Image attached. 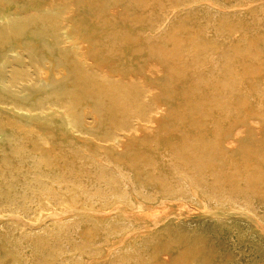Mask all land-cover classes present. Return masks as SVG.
Returning a JSON list of instances; mask_svg holds the SVG:
<instances>
[{
  "label": "rangeland",
  "instance_id": "rangeland-1",
  "mask_svg": "<svg viewBox=\"0 0 264 264\" xmlns=\"http://www.w3.org/2000/svg\"><path fill=\"white\" fill-rule=\"evenodd\" d=\"M105 1L106 0H102V1L101 0H91L92 2L91 12L92 13L90 12V16L93 17L92 18L93 21L91 23L93 24L92 28H96L98 31L100 30L99 33L101 34L103 33L102 35L100 34V36H101L102 44H103V52H104L108 65H110L111 63L112 65H116L121 73L122 72L128 73V72L134 71V72L143 74L145 67L148 64L154 63L153 60L158 58L156 62H158L159 60L165 61V62H161L160 64H162L166 72L167 71L169 72L170 70L179 71L180 69L181 83L179 84L180 89H178V91L180 90V92L177 91L175 95H172V97L170 98L171 100L169 99L170 101L167 102V108L169 110L167 115L169 116H167L168 118L165 116V118L163 119L164 121H162L160 124V128L157 129L160 132L156 130H155V133H154V130L147 131V133L145 132L144 140L143 138H139L138 140L132 141L131 146L126 153L118 154L117 146H116L117 143L115 139L121 138L124 135L123 131H121V129L119 128L121 127L124 128L127 125H129L130 127H137L136 125L137 119L136 117H131L132 115L131 111L130 109H128L130 108V105H131L130 100H133V99L140 100L142 98L144 99L147 98V94L146 92H144V87L142 83H141L142 87H140L141 85L137 83L135 80L133 85H131L130 89L128 90L120 86L119 90L121 94L119 95V106L115 107L112 104V92L110 90L111 85L106 82H103L100 79V75L98 72L90 71V68L88 67V65H90L89 63H83V60L81 59L79 60V57H74L71 54L72 52H71L70 46L66 43V40L63 37H60L58 35L51 33L49 27H50L51 22H54L53 21L54 17L52 16L39 17V18H36L33 22L32 21L28 22L26 24V28L23 31L24 37L31 38L32 41L34 42L35 47H37L39 51L41 50L40 52L44 54L46 57L53 58L67 65V73L65 74L64 78H59L58 80L54 77L50 78V86L48 87L49 89L34 88L35 90L34 89L29 90V93L31 94L30 104L36 105L40 108L42 107L43 109L45 108L52 109L53 108L51 107L52 104H57L59 106L63 104L70 105L71 104L70 99L72 100L80 99L83 102V104H88L89 102H94V100H96L98 97H105V100L109 107L106 112V115L103 116L102 119H100L98 129L87 132L85 130V127H83L82 125H79V127L75 126V130L77 131L76 134L79 136H83L85 139L83 141L80 138L77 139L75 137L76 135L71 136L68 133L61 132L56 127H53L54 129L51 128V129L43 130L41 127L36 126V123L34 125L33 124L34 121L29 120V123H28L27 119L19 116L20 113L15 112V111H13L12 113L11 111L14 106H21L22 103H23L22 106H24V102L22 101L20 97L16 98L12 92L3 91L2 89H0V97H1L0 98V113L2 114V116L0 115V126H1L0 130L2 129L0 131V135H1L0 136V143H1L0 144V149H1L0 150V165L2 164L0 166L1 167L0 171L1 172L4 171L2 173L0 172V180H1L0 181L1 182L0 183V210H1L0 211V243H1L0 246H2L0 247V250L2 248H3L2 250H4L3 252L0 251V255H1L0 264H5V263L6 264H77L78 261H79L78 264H126V263L127 264H146V263L148 264H165V263L166 264H264V191H262L264 189L263 187L264 177H262L264 176V170H263L264 169V154H263L264 150H262L264 149V92H263L264 91V83H263V79H264V72H263L264 71V51H263L264 50V46H263L264 45V0H123V1L113 0V1H116L118 5L121 4L122 8H126V9L122 10L121 5H119V9L122 10L121 14H119L118 17H111V18L110 16H108L106 11H102L104 10L102 6L104 5ZM12 2L6 5L7 6L6 8L8 9V11L11 10V8L14 6L15 3L19 7L22 6L21 7L22 9L25 8V5H26L25 0H12ZM123 3L126 6L123 5ZM136 6L138 9L136 8ZM129 8H132V9H129ZM123 14L125 16H123ZM141 15L144 17H142ZM125 17H127V19H125ZM133 17L136 23L134 20H132ZM114 20L116 21V23ZM139 22H141L142 24H140ZM184 24H185V27H184ZM0 25L2 26V24ZM186 27L189 28L188 34H187ZM119 30H121V32ZM178 30H180V33L178 32ZM164 31L166 33H164ZM181 32H184V33L186 32L185 33L186 35H184V33H181ZM104 34L106 36H104ZM131 34H134V35H131ZM164 34H166L165 37H163ZM113 35H116V36H113ZM122 35L124 38L122 37ZM167 35L168 36L170 35V36L168 37ZM176 35L178 38L176 37ZM185 37H189V38H185ZM180 38H182V40H180ZM173 40L174 42H172ZM184 40H185V43L183 42ZM207 41L208 43H211L212 41L214 43V44L211 43L212 46L208 49L206 47H209L210 44L206 43ZM111 42L113 44H111ZM175 42L177 44H175ZM216 43L219 45H217ZM7 44L9 45L8 40L5 41L2 47L8 48L9 46ZM164 44H166V47H164L165 46ZM200 44H202L204 48H202ZM121 45L123 46V48ZM196 46L199 49H197ZM132 47H135L136 49L134 48L135 49L134 50ZM191 47L193 48L191 49ZM261 47L263 49H261ZM43 48L45 49L43 50ZM159 48H161L160 52H158ZM218 48H220V50ZM224 49H226V51ZM171 50L172 51L179 50L178 52H179L180 57L172 58ZM162 51L165 52L163 53L165 58H163L164 56L161 54ZM224 51H225V54L223 53ZM213 52H215L214 53L215 56L217 54L221 56L218 57L217 55L215 57L212 54ZM254 53L256 54L254 55ZM157 54L159 57L157 56ZM170 54L171 56H169ZM200 54H202L203 56L202 55L200 56ZM257 55H259L260 57ZM170 57L173 60L172 62L174 61L176 62L172 63L170 60L171 59ZM244 57L246 58L244 59ZM72 58L74 59V62L72 61ZM144 59L146 61H144ZM148 59H149V63H148ZM139 60H142V61L139 62ZM243 61H245V63L250 64L251 66L250 65L248 66V64L244 65L245 63H243ZM185 62H187V65ZM219 62L221 63L219 64ZM139 63L140 65H138ZM252 63H254L255 65H253ZM130 64L132 66H129ZM230 64H231V67H230ZM77 65H80V66L83 65V66L78 67ZM193 66L194 67L196 66V68H194ZM198 67H200L199 71H198ZM236 68L239 69V71L236 70ZM0 71H1L0 80L1 79L14 80V77L15 79L19 78L13 81V84H14L13 86H15L14 88H17L15 90L21 91L25 86L29 84V82L27 83V81H29L28 74H30V71H31L30 68H26L25 72H23L24 67L20 64V65H17V70L15 71L11 67H8L7 69L5 68L4 70L0 69ZM4 71L8 73V76H7V73H5ZM209 71L211 73L208 74ZM17 72H20V73H17ZM242 72L244 74L245 73H248V74L244 75ZM192 73L193 74L195 73V74L193 75ZM212 73L214 76L212 75ZM249 73L252 74L251 77L249 76L250 75ZM203 74L205 78L203 77ZM241 74H243L242 75L243 77H241ZM87 75H90V76H87ZM259 75L261 77H259ZM244 76H247V78L245 77L247 81L244 79ZM252 76L253 77L255 76V77L253 78ZM96 78L97 79L99 78V79L97 80ZM197 78L198 80H196ZM240 78L241 79L243 78V79L241 80ZM193 79L196 81H193ZM203 79L204 81H202ZM238 79L240 80V83ZM148 81L151 84L158 86V83L155 81L154 82L151 81L150 78L148 79ZM256 82L260 85L263 84L262 87L258 85ZM254 84L255 85L257 84L256 85L257 87ZM20 85L22 88L20 87ZM107 87H108V90H107ZM94 88L96 90L99 89V91H95ZM196 88L199 91H197ZM235 88H239V89L241 88L240 91L246 94L247 97L250 98L251 100L249 99L248 103H243L244 101H239L238 103L234 102L236 104L229 105L227 101V97L229 96L230 91ZM251 88L254 93L251 91ZM204 93L208 97L210 95L211 96L213 95L215 99L213 98V96L212 97L210 96L209 99L207 96L206 97L202 96ZM183 101H185L186 105L184 104ZM187 104H189L190 107ZM25 105H26L25 107H27V104ZM112 105L115 108L112 107ZM192 105L193 106L195 105V106L191 107ZM236 105L238 106L237 107L238 110L236 109ZM220 106H223V107L219 108ZM248 106H250L249 107V110L251 111L250 113L254 111V113H252L253 115L248 113V115H250V117H248L249 119L247 121H244L245 123L239 121L237 125H235V127H243V129L244 128L247 129V126L250 124L251 121L253 122L258 121V123L262 125V134L260 135V139L257 141L253 140L254 141L253 143L252 139L248 138V135H244V137L240 141L241 147L238 148L236 153L228 151L226 149L227 147H225V145L223 144L218 145L219 148H217V144H216L217 140L215 141L217 137L215 136H217L216 134L218 133L219 128L223 127L224 125L223 128L227 129L229 127L230 122H233V119H237L235 116L237 115L236 112L238 111L242 112L243 111L242 107H248ZM202 107H205V109L204 108L202 109ZM207 107H211V108L209 109ZM5 108H6V111H4ZM28 108L26 109L29 111ZM172 108L174 109L172 110ZM193 108H195L194 111H193ZM189 110L191 112H189ZM227 110L228 111L231 110V111H229L228 113ZM128 113L130 114V116ZM205 113L209 114L210 118H208L209 115L207 116ZM216 113L219 115H217ZM4 114L6 115V117ZM170 114H171V117L173 115L172 118L170 117ZM183 114H186V115H183ZM194 115L202 116L203 118L200 117L197 120L194 117ZM10 117L12 119H10ZM17 118H19L21 121ZM176 118L178 121L176 120ZM15 119H17V121H15ZM179 119L180 120L183 119V120L180 121ZM219 119H221L224 122L220 121ZM9 120H12V121H9ZM5 121L7 122V125ZM23 121H25V123ZM202 121H204V123H202ZM211 121L212 123L209 124L208 122H211ZM248 121L250 122L248 123ZM123 122H124V125H123ZM217 123L219 124L220 127H218ZM13 124H16V125H13ZM170 124H172L173 126H171ZM118 125H119V128H118ZM180 125L182 126L180 127ZM10 126H12L13 128ZM28 126H29V129H28ZM186 127H188L189 130ZM26 129H28V131L30 129L33 131L30 130L31 132L30 131L28 132ZM57 129L58 131H56ZM3 130L4 132H2ZM22 130L24 132H21ZM52 130H54L55 132L54 134L52 133L53 132ZM215 131H217V133ZM25 132L28 135H26ZM168 132L169 133L171 132L172 134H169ZM45 133L48 134V137H46ZM35 134L36 135L40 134L41 137L39 135L35 136ZM25 136L27 137L23 138ZM39 137L41 139H39ZM90 137H93L94 141H91ZM15 138L18 140V142ZM33 140H34V148H33V145H31L33 143ZM24 141L25 143L23 144ZM103 141H106V142H103ZM19 142L23 145L21 146ZM192 142L195 144H193ZM198 142L200 144H198ZM112 143H114L115 145L114 144L112 145ZM176 143L178 145H176ZM82 144H86V145L83 146ZM90 144H91V148H90ZM186 144L189 145L190 148ZM202 144L204 146L207 145L206 146L207 149H204L203 148L204 146ZM35 145L36 146L40 145V147H42V149L40 150L42 151L37 149V147L39 148V146L36 147ZM92 145L94 147H92ZM105 145H106V148H104ZM110 145H112L111 146L112 148L109 147ZM143 145L145 148L143 147ZM151 145H154V146L151 147ZM86 147H88L89 149H87ZM201 147L202 149H200ZM119 148H120V145H119ZM132 148L136 150H133ZM195 148L197 149V151ZM213 148H214V151H213ZM94 149H96V151L98 149L97 153L94 152L95 151ZM31 150L33 153L31 152ZM113 150L114 152H112ZM208 150H210L211 153H209ZM37 151L39 152L37 153ZM46 151H48V153ZM141 151L143 152V154L139 155V152ZM252 151L253 153H251ZM128 152L130 153V157L126 155V154L129 155ZM207 152L209 154H207ZM219 152H221L222 154L221 153L219 154ZM114 153H115V156H114ZM41 154H43V158H41L42 157ZM124 155H126V157ZM205 155H208V156H205ZM221 155H223L224 157L223 156L221 157ZM121 156H123V158ZM141 156H143L144 158ZM149 156L150 158H148ZM211 157H213L214 159ZM255 157H258V158H255ZM131 158L137 162H135L134 160H131ZM172 158L174 161L172 160ZM222 158H224L225 160L224 159L222 160ZM119 159H120V162L123 164L122 168H121V164H119L120 163ZM145 159H146V162H145ZM202 159H205V161L207 160L206 162L204 161V163L207 165H205L204 163L202 164ZM228 159H229V162H230V159H232L230 164H227ZM247 159H252V162L251 160H248V162H246ZM26 160L27 162H25ZM59 160L60 161L62 160L61 163H59L60 162ZM213 160L214 162H212ZM4 161H6V163ZM49 161L50 163H48ZM115 161H117L118 163ZM133 161H134V164H133ZM243 161L245 163H243ZM18 162H21V163L18 164ZM207 162H209V165ZM31 163L33 164V166ZM114 163H116L115 165H118V166H115ZM214 163L217 165H215ZM250 163L253 165H251ZM256 163L261 164V165H257ZM4 164L6 165V168L3 167L5 166ZM50 164H52L53 167ZM55 165H57V168H54L56 167ZM112 165L117 167L116 168L117 171L114 169L115 167H113ZM253 166H254V170H252ZM7 167L14 168L15 170L11 168L8 169ZM34 167L36 169H34ZM26 169L28 170L26 171ZM201 170H204L205 172L201 173ZM144 171L146 172L145 175L143 173ZM141 173L143 174V176L139 175ZM5 174H8V175H5ZM114 174H115V177H114ZM68 175H70V177ZM9 176H12V177H9ZM38 176H39V180H38ZM141 176L145 178L143 179ZM253 177L255 178V180L253 179ZM7 178H9V180ZM27 180H29V182ZM134 180L136 182H134ZM38 181L41 184H38ZM82 181H85V183ZM118 181H120L119 184H118ZM132 181L134 183H132ZM8 182L10 185L8 184ZM64 182L65 183L67 182L66 183L67 186L63 185L65 184ZM137 182L138 183L140 182V183L137 184ZM71 184L76 190L72 187ZM42 185L43 187H41ZM61 185H63L62 186L63 188H60ZM153 185H156V186H153ZM48 186L49 187L51 186V187L49 188ZM13 187H15L16 189ZM120 187H121V190H120ZM150 188L152 190L155 189L154 192L151 191ZM78 189H79V192L77 191ZM44 190L46 191V193ZM161 190L163 193L161 192ZM236 191H238V193ZM41 192L43 193L41 194ZM134 192H135V195H134ZM141 192H144L145 194ZM149 192L151 194H149ZM159 192L161 195L159 194ZM235 192L237 194H235ZM47 193L48 194L50 193L49 194L50 197ZM90 193L92 194L91 196H93L92 198L90 196ZM46 194L48 195V197L46 196ZM85 194L86 196H84ZM136 194H138V196ZM33 195H36L35 198ZM162 195L165 197H163ZM52 197H53V201H52ZM55 197L57 198L59 197V198L57 199ZM110 197L113 199L111 200ZM183 197H185L186 200ZM4 198H9V199L3 200ZM44 198H46L48 202ZM105 198H107L108 200ZM250 198L251 199L253 198V199L251 200ZM92 199L94 200L93 202H92ZM237 199L238 200L240 199V200L238 201ZM2 200H3V203H2ZM114 202H117V203H114ZM260 202H261V206H260ZM102 203H104L105 205H103ZM109 203L111 205H109ZM237 203L238 205H240V207L237 206ZM27 204L28 206H26ZM36 204L38 205V207L35 206ZM7 205H9L8 207L9 209L7 208ZM21 206L24 207L23 211L20 210L22 209ZM248 206L250 210L248 209ZM259 207L261 209H259ZM24 209L26 210V213H24L25 212ZM21 211L23 214L20 213ZM96 236H99L100 238ZM12 238L14 240H12ZM93 240H96V241L94 242ZM93 246L94 248L92 249ZM58 247L59 248L61 247V248L59 249ZM14 248L17 250V252ZM56 252H58V254ZM59 252L62 256H60ZM134 254L135 255L139 254V255L135 256ZM11 255L13 258L11 257ZM168 256L169 258H167ZM11 259H13V261ZM68 261H70L71 263L70 262L68 263Z\"/></svg>",
  "mask_w": 264,
  "mask_h": 264
},
{
  "label": "bare ground",
  "instance_id": "bare-ground-1",
  "mask_svg": "<svg viewBox=\"0 0 264 264\" xmlns=\"http://www.w3.org/2000/svg\"><path fill=\"white\" fill-rule=\"evenodd\" d=\"M102 1V0H101ZM123 1V0H122ZM12 2V0H0V22H2V23H0V24H2V26L0 25V47H2L3 45H4V43H5V41L6 40H8L9 41V47L7 48V47H2V48H0V69L1 70H4L5 68L7 69L8 67H11L12 69H14V71L15 70H17V65H22L23 67H24V71L23 72H25V70H26V68H30L31 69V71H30V74H28V80L29 81H27V83L29 82V86L27 85V86H25L21 91H19V90H15V89H17V88H14L15 86H13L14 84H13V81H15V80H17V79H19V78H17V79H15V77H14V80H11V79H9V80H3V79H1L0 80V89H2L3 91H10V92H12L14 95H15V97L17 98V97H20L21 99H22V101L24 102V106H22V104H21V106H14L13 108H12V113H13V111H15V112H18V113H20L19 114V116L20 117H23V118H25V119H27L28 120V123H29V120L30 121H34V125H35V123H36V126H38V127H41L43 130L44 129H51V128H53V127H56V128H58L61 132H63V133H68V134H70L71 136H73V135H76L75 137L77 138V139H82L83 141L85 140L84 139V137L83 136H79V135H77L76 133H77V131L75 130V126H78L79 127V125H82L83 127H85V130L87 131V132H90V131H93V130H96V129H98V126H99V121H100V119H102L103 118V116H105L106 115V112H107V110H108V105H107V102H106V100H105V97H98L96 100H94V102H89L88 104H83V102L80 100V99H76V100H72V99H70V105H66V104H63V105H61V106H59V105H57V104H52L51 105V107H53L52 109L51 108H45V109H43L42 107L40 108V107H38V106H36V105H32V104H30V102H31V94L29 93V90L30 89H34V88H36V89H41V88H47V89H49L48 87L50 86V78L51 77H54V78H56L57 80L59 79V78H64V76H65V74L67 73V65L65 64V63H63V62H60V61H57V60H55V59H53V58H49V57H46L44 54H42L39 50H38V48L37 47H35V45H34V42L32 41V39L31 38H29V37H24V34H23V31H24V29L26 28V24L28 23V22H33L36 18H39V17H50V16H52V17H54V22H51V24H50V31H51V33H53V34H55V35H58V36H60V37H63L65 40H66V43L70 46V48H71V54L74 56V57H79V60L81 59V60H83V63H89L90 65H88V67L90 68V71H94V72H98L99 73V75H100V79L103 81V82H106V83H108V84H110L111 85V88H110V90H111V92H112V104L115 106V107H118L119 106V95L121 94V92H120V90H119V87L120 86H122L124 89H130V86L131 85H133V83L135 82V80H136V82L137 83H139L140 85H141V83H142V85H143V87H144V92H146V94H147V98H142V99H140V100H135V99H133V100H130L131 101V105H130V108H128V109H130V111H131V117H136V119H137V127H130L129 125H127V126H125L124 128L123 127H121V128H119V125H118V128L119 129H121V131H123V137H121V138H118V139H115L116 140V143H117V153L119 154H124V153H126L127 151H128V149L130 148V146H131V142L132 141H135V140H138L139 138H143V140H144V133L146 132L147 133V131H150V130H154V133H155V130L156 131H159V130H157V129H159L160 128V124H161V122L162 121H164L163 119L165 118V116L167 117V116H169V115H167L168 114V108H167V102L168 101H170L171 99V97H172V95H175L176 93H177V91H178V89H180L179 88V84L181 83V73H180V69H179V71H176L175 69V71H165V68L162 66V64H160L161 62H165V61H163V60H159L158 62H156V60L158 59H155L154 57V59L155 60H153L154 61V63H152V64H148L146 67H145V69H144V71H143V74H140V73H138V72H128V73H121L120 72V70L117 68V66L116 65H112V63L110 64V65H108V63H107V60H106V58H105V55H104V52H103V44H102V39H101V36H100V34L101 33H99V31L96 29V28H92V25L93 24H91L92 23V21H93V17H91L90 16V12H91V5H92V2H91V0H25V3H26V5H25V8L24 9H22L21 7H19L16 3L14 4V6L11 8V10H9L8 11V9L6 8L7 6V4H9V3H11ZM13 3V2H12ZM102 3H104V2H102ZM101 4V3H100ZM132 4V3H131ZM119 5H121V4H119ZM119 5L117 4V2L116 1H113V0H106L105 1V3H104V5L102 6L103 7V9L104 10H102V11H106L107 12V14H108V16H110V18L111 17H118L119 16V14H121V11L123 10V9H126V8H122V5H121V8H122V10L121 9H119ZM123 5H125L124 3H123ZM134 5V4H133ZM132 5V6H133ZM139 5H141V4H139ZM8 6H10V5H8ZM126 6V5H125ZM135 6V5H134ZM138 6V5H137ZM137 6H136V8H137ZM98 7V6H97ZM100 7V6H99ZM129 7V6H128ZM93 8H95V7H93ZM135 8V7H134ZM135 8V9H136ZM96 9H98V8H96ZM95 9V10H96ZM129 9H132V8H129ZM138 9V8H137ZM127 11V10H126ZM151 11H153V10H151ZM150 11V12H151ZM96 12V11H95ZM98 12V11H97ZM125 12V11H124ZM129 12V11H128ZM127 12V13H128ZM135 12V11H134ZM133 12V13H134ZM137 12V11H136ZM92 13V12H91ZM102 13V12H101ZM131 13V12H130ZM149 13V12H148ZM154 13V12H153ZM93 14H94V12H93ZM135 14V13H134ZM138 14V13H137ZM139 14H140V12H139ZM155 15V14H154ZM95 16V15H94ZM121 16V15H120ZM123 16H125L124 14H123ZM131 16H132V14H131ZM134 16V15H133ZM142 16V15H141ZM98 17H99V15H98ZM101 17V16H100ZM107 17V16H106ZM136 17V16H135ZM142 17H144V16H142ZM149 17V16H148ZM147 17V18H148ZM154 17V16H153ZM102 18V17H101ZM119 19V18H118ZM125 19H127V17H125ZM136 19V18H135ZM137 19H138V17H137ZM96 20V19H95ZM103 20V19H102ZM105 20V19H104ZM120 20V19H119ZM129 20V19H128ZM132 20H134V17H133V19ZM148 20V19H147ZM154 20V19H153ZM113 21V20H112ZM115 21V20H114ZM135 21V20H134ZM142 21V20H141ZM149 21H150V19H149ZM39 22V21H38ZM105 22V21H104ZM120 22V21H119ZM131 22V21H130ZM103 23V22H102ZM113 23V22H112ZM115 23H116V21H115ZM135 23H136V21H135ZM140 24H142L141 22H139ZM144 23V22H143ZM147 23V22H146ZM160 23V22H159ZM101 24V23H100ZM114 24V23H113ZM127 24V23H126ZM126 24H125V26H126ZM128 24H129V22H128ZM158 24V23H157ZM106 25V24H105ZM132 25V24H131ZM131 25H129V26H131ZM135 25V24H134ZM156 25V24H155ZM159 25V24H158ZM179 25V24H178ZM97 26V25H96ZM121 26V25H120ZM186 26H187V24H186ZM98 27V26H97ZM124 27V26H123ZM139 27H141V26H139ZM178 27V26H177ZM176 27V28H177ZM181 27V26H180ZM184 27H185V24H184ZM184 27H183V29H184ZM190 27V26H189ZM117 28V27H116ZM131 28V27H130ZM154 28V27H153ZM170 28H172V27H170ZM187 28V27H186ZM104 29V28H103ZM179 29V28H178ZM181 29V28H180ZM33 30V29H32ZM134 30V29H133ZM175 30V29H174ZM189 30V28H187V34H188V31ZM190 30H192V29H190ZM49 31V30H48ZM102 31H104V30H102ZM120 32H121V30H119ZM176 31V30H175ZM194 31V30H193ZM192 31V32H193ZM115 32V31H114ZM133 32V31H132ZM178 32L180 33V30H178ZM122 33H124V32H122ZM139 33V32H138ZM164 33H166L165 31H164ZM175 33V32H174ZM181 33H184V32H181ZM186 33V32H185ZM184 33V35H186ZM191 33V32H190ZM195 33V32H194ZM103 34V33H102ZM101 34V35H102ZM106 34H108V33H106ZM115 34H117V33H115ZM136 34V33H135ZM130 35V34H129ZM131 35H134V34H131ZM165 35L166 34H164V36L163 37H165ZM178 35V34H177ZM177 35H176V37H177ZM183 35V34H182ZM183 35V36H184ZM104 36H106L105 34H104ZM113 36H116V35H113ZM112 36V37H113ZM168 36V35H167ZM170 36V35H169ZM168 36V37H169ZM174 36V35H173ZM181 36V35H180ZM188 36V35H187ZM194 36V35H193ZM107 37H109V36H107ZM111 37V38H112ZM122 37H123V35H122ZM162 37V36H161ZM116 38V37H115ZM119 38H120V36H119ZM124 38V37H123ZM172 38V37H171ZM175 38V37H174ZM178 38V37H177ZM185 38H189V37H185ZM208 38H210V37H208ZM213 38H214V36H213ZM217 38V37H216ZM129 39V38H128ZM184 39V38H183ZM200 39V38H199ZM205 39V38H204ZM64 40V41H65ZM136 40H137V38H136ZM159 40V39H158ZM178 40V39H177ZM180 40H182V38H180ZM208 40V39H207ZM213 40V39H212ZM218 40V39H217ZM42 41H43V39H42ZM106 41H108V40H106ZM111 41V40H110ZM168 41H169V39H168ZM170 41H171V39H170ZM189 41H190V39H189ZM197 41V40H196ZM201 41V40H200ZM40 42V41H39ZM116 42V41H115ZM172 42H174V40L172 41ZM179 42V41H178ZM184 43H185V40L183 41ZM121 43H123V42H121ZM151 43V42H150ZM157 43V42H156ZM180 43H181V41H180ZM188 43V42H187ZM192 43H193V41H192ZM206 43H208V41L206 42ZM211 43H213V41L211 42ZM211 43H208V44H210L209 45V47H206L207 49L208 48H210L212 45H211ZM219 43V42H218ZM44 44V43H43ZM111 44H113L112 42H111ZM114 44H116V43H114ZM134 44H135V42H134ZM153 44V43H152ZM161 44V43H160ZM169 44V43H168ZM175 44H177L176 42H175ZM190 44V43H189ZM204 44V43H203ZM214 44V43H213ZM217 44V43H216ZM50 45V44H49ZM155 45V44H154ZM165 46L164 47H166V44H164ZM174 45V44H173ZM179 45V44H178ZM177 45V46H178ZM182 45H183V43H182ZM195 45V44H194ZM201 46H202V44H200ZM217 45H219V44H217ZM65 46V45H64ZM122 46V45H121ZM123 46H124V44H123ZM123 46H122V48H123ZM137 46H139V45H137ZM161 46V45H160ZM168 46V45H167ZM176 46V45H175ZM181 46V45H180ZM198 46V45H197ZM196 46V47H197ZM207 46V45H206ZM264 46V45H263ZM44 47V46H43ZM119 47V46H118ZM149 47V46H148ZM158 47V46H157ZM156 47V48H157ZM182 47V46H181ZM185 47V46H184ZM214 47H216V46H214ZM220 47V46H219ZM227 47V46H226ZM53 48H54V46H53ZM107 48V47H106ZM133 49L135 48V47H132ZM151 48V47H150ZM162 48H163V46H162ZM188 48H190V47H188ZM193 47H191V49H192ZM202 48H204L203 46H202ZM258 48H260V47H258ZM45 48H43V50H44ZM105 49V48H104ZM110 49V48H109ZM136 49V48H135ZM134 49V50H135ZM143 49V48H142ZM160 49L161 48H159V51L158 52H160ZM172 49V48H171ZM197 49H199L198 47H197ZM219 50H220V48H218ZM255 49H256V47H255ZM261 49H263L262 47H261ZM260 49V50H261ZM49 50H51V49H49ZM48 50V51H49ZM106 50V49H105ZM118 50V49H117ZM123 50V49H122ZM148 50H149V48H148ZM169 50V49H168ZM167 50V51H168ZM183 50V49H182ZM186 50H187V48H186ZM206 50V49H205ZM225 51H226V49H224ZM234 50V49H233ZM232 50V51H233ZM253 50V49H252ZM46 51H47V49H46ZM63 51H65V50H63ZM152 51H153V49H152ZM179 50H171V52H172V58L174 57H180V55H179V52H178ZM184 51H185V49H184ZM214 51V50H213ZM225 51L223 52L224 54H225ZM228 51V50H227ZM231 51V52H232ZM236 51V50H235ZM240 51H242V50H240ZM254 51V50H253ZM262 51V50H261ZM264 51V50H263ZM133 52V51H132ZM138 52H139V50H138ZM169 52V51H168ZM182 52V51H181ZM189 52V51H188ZM201 52V51H200ZM239 52V51H238ZM257 52V51H256ZM53 53V52H52ZM57 53V52H56ZM134 53V52H133ZM163 53H165V52H163L162 51V55H163ZM211 53V52H210ZM214 53L215 52H213L212 54L214 55ZM217 53V52H216ZM222 53V54H223ZM230 53V52H229ZM116 54V53H115ZM131 54V53H130ZM137 54V53H136ZM159 54V53H158ZM158 54H157V56H158ZM183 54V53H182ZM227 54V53H226ZM246 54V53H245ZM256 53H254V55H255ZM52 55V54H51ZM118 55V54H117ZM120 55V54H119ZM142 55V54H141ZM160 55V54H159ZM184 55V54H183ZM202 54H200V56H201ZM206 55V54H205ZM218 55V54H217ZM216 55V56H217ZM228 55V54H227ZM232 55V54H231ZM164 56V55H163ZM162 56V57H163ZM169 56H171V54L169 55ZM198 56V55H197ZM199 56V57H200ZM203 56V55H202ZM215 56V55H214ZM215 56V57H216ZM221 56V55H220ZM219 55H218V57H220ZM233 56V55H232ZM257 56H259V55H257ZM263 56V55H262ZM114 57V56H113ZM125 57V56H124ZM130 57V56H129ZM159 57V56H158ZM260 57V56H259ZM118 58V57H117ZM148 58H150V57H148ZM163 58H165V56L163 57ZM171 58V57H170ZM172 58L170 59L171 60V62L173 61L172 60ZM210 58V57H209ZM214 58V57H213ZM246 57H244V59H245ZM60 59H62V58H60ZM110 59V58H109ZM108 59V60H109ZM130 59V58H129ZM143 59V58H142ZM161 59V58H160ZM224 59V58H223ZM222 59V60H223ZM232 59V58H231ZM243 59V60H244ZM176 60V59H175ZM209 60V59H208ZM215 60V59H214ZM263 60V59H262ZM72 61L74 62V59L72 58ZM138 61V60H137ZM140 61H142V60H139V62ZM144 61H146L145 59H144ZM188 61V60H187ZM217 61V60H216ZM215 61V62H216ZM239 61H241V60H239ZM252 61V60H251ZM170 62V61H169ZM170 62V63H171ZM174 62H176V61H174ZM174 62H172V63H174ZM183 62V61H182ZM208 62V61H207ZM210 62V61H209ZM231 62H232V60H231ZM256 62V61H255ZM120 63V62H119ZM147 63V62H146ZM148 63H149V59H148ZM151 63V62H150ZM186 63V65H187V62H185ZM200 63H202V62H200ZM204 63V62H203ZM221 62H219V64H220ZM234 63V62H233ZM243 63H245V61H243ZM257 63H258V61H257ZM79 64V63H78ZM160 64V65H159ZM177 64V63H176ZM175 64V65H176ZM188 64H190V63H188ZM199 64V63H198ZM246 64H248V63H245L244 65H246ZM253 65H255L254 63H252ZM260 64V63H259ZM138 65H140V63L138 64ZM143 65V66H144ZM173 65V64H172ZM205 65V64H204ZM208 65V64H207ZM217 65H218V63H217ZM222 65V64H221ZM233 65V64H232ZM235 65V64H234ZM250 64H248V66H249ZM78 67H82L83 65H77ZM129 66H132L131 64L129 65ZM177 66V65H176ZM185 66V65H184ZM206 66V65H205ZM215 66V65H214ZM220 66V65H219ZM251 66V65H250ZM141 67V66H140ZM194 67V66H193ZM208 67V66H207ZM210 67V66H209ZM230 67H231V64H230ZM237 67H238V65H237ZM253 67V66H252ZM132 68V67H131ZM187 68V67H186ZM192 68V67H191ZM194 68H196V66L194 67ZM199 68L200 67H198V71H199ZM222 68V67H221ZM233 68V67H232ZM244 68V67H243ZM257 68V67H256ZM259 68H260V66H259ZM22 69V68H21ZM134 69V68H133ZM183 69V68H182ZM190 69V68H189ZM209 69H211V68H209ZM208 69V70H209ZM215 69V68H214ZM247 69V68H246ZM9 70H11V69H9ZM20 70V69H19ZM18 70V71H19ZM23 70V69H22ZM29 70V69H28ZM87 70V69H86ZM126 70V69H125ZM130 70V69H129ZM137 70V69H136ZM200 70H202V69H200ZM213 70V69H212ZM220 70V69H219ZM222 70V69H221ZM225 70V69H224ZM236 70H238L239 71V69H237L236 68ZM251 70V69H250ZM255 70H257V69H255ZM5 71H7V70H5ZM4 71V72H5ZM89 71V72H90ZM140 71V70H139ZM193 71V70H192ZM223 71V70H222ZM1 72V71H0ZM13 72V71H12ZM142 72V71H141ZM187 72V71H186ZM203 72V71H202ZM233 72V71H232ZM246 72V71H245ZM248 72V71H247ZM255 72V71H254ZM257 72H259V71H257ZM261 72V71H260ZM264 72V71H263ZM5 73H7V72H5ZM11 73V72H10ZM17 73H20V72H17ZM27 73V72H26ZM26 73H24V74H26ZM204 73V72H203ZM209 73H211L210 71L208 72V74ZM223 73V72H222ZM234 73V72H233ZM240 73V72H239ZM243 73V72H242ZM88 74V73H87ZM193 74V73H192ZM195 74V73H194ZM193 74V75H194ZM198 74V73H197ZM202 74V73H201ZM217 74V73H216ZM244 74V73H243ZM243 74H241V77H243L242 75ZM246 75L248 74V73H245ZM244 74V75H245ZM250 74V73H249ZM256 74V73H255ZM261 74V73H260ZM183 75H185V74H183ZM199 75V74H198ZM212 75H213V73H212ZM222 75V74H221ZM239 75V74H238ZM251 75L252 74H250L249 76L251 77ZM7 76H8V73H7ZM14 76V75H13ZM23 76V75H22ZM26 76V75H25ZM70 76V75H69ZM87 76H90V75H87ZM97 76V75H96ZM197 76V75H196ZM206 76V75H205ZM214 76V75H213ZM256 76V75H255ZM254 76V77H255ZM258 76V75H257ZM21 77V76H20ZM98 77V76H97ZM202 77V76H201ZM203 77H204V74H203ZM234 77V76H233ZM245 77L247 78V76H244V79H245ZM253 77V76H252ZM253 77V78H254ZM259 77H261L260 75H259ZM5 78V77H4ZM9 78H10V76H9ZM150 78V80L151 81H155V82H157L158 83V86L157 85H153V84H151L149 81H148V79ZM205 78V77H204ZM215 78V77H214ZM219 78V77H218ZM222 78V77H221ZM239 78V77H238ZM252 78V79H253ZM55 79V80H56ZM95 79V78H94ZM97 79V78H96ZM99 79V78H98ZM97 79V80H98ZM207 79V78H206ZM231 79V78H230ZM241 79V78H240ZM243 79V78H242ZM241 79V80H242ZM196 80H198V78L196 79ZM196 80H194L193 79V81H196ZM224 80V79H223ZM222 80V81H223ZM239 80V79H238ZM246 80V79H245ZM250 80H251V78H250ZM91 81V80H90ZM93 81V80H92ZM202 81H204V79L202 80ZM247 81V80H246ZM254 81H255V79H254ZM79 82H80V80H79ZM78 82V83H79ZM94 82H95V80H94ZM93 82V83H94ZM101 82V81H100ZM250 82V81H249ZM258 82V81H257ZM256 82V83H257ZM58 83V82H57ZM77 83V82H76ZM156 83V84H157ZM203 83V82H202ZM239 83H240V80H239ZM242 83V82H241ZM262 83V82H261ZM263 83H264V79H263ZM16 84H18V83H16ZM15 84V85H16ZM23 84V83H22ZM99 84V83H98ZM104 84V83H103ZM194 84V83H193ZM238 84V83H237ZM243 84H244V82H243ZM242 84V85H243ZM251 84V83H250ZM258 84V83H257ZM256 84V85H257ZM24 85H26V84H24ZM58 85V84H57ZM81 85V84H80ZM92 85V84H91ZM142 85L140 86V87H142ZM240 85V84H239ZM249 85V84H248ZM255 85V84H254ZM255 85V86H256ZM258 85H260V84H258ZM263 85V84H262ZM262 85H260L261 87H262ZM54 86V85H53ZM76 86V85H75ZM82 86V85H81ZM85 86V85H84ZM189 86V85H188ZM202 86V85H201ZM254 86V87H255ZM20 87H21V85H20ZM55 87V86H54ZM65 87V86H64ZM73 87V86H72ZM96 87V86H95ZM250 87V86H249ZM252 87V86H251ZM257 87V86H256ZM22 88V87H21ZM76 88V87H75ZM75 88H74V90H75ZM106 88V87H105ZM85 89V88H84ZM93 89V88H92ZM91 89V90H92ZM95 89V88H94ZM201 89H203V88H201ZM200 89V90H201ZM232 89V88H231ZM258 89V88H257ZM35 90V89H34ZM79 90V89H78ZM107 90H108V87H107ZM196 90H197V88H196ZM218 90V89H217ZM241 88L239 89V88H235V89H233V90H231L230 91V94L229 93H227V94H229V96L227 97V101H228V104L229 105H232V104H236V103H234V102H239V101H244L243 103H248V101H249V99L250 98H248L247 97V95L246 94H244V93H242L241 91ZM243 90V89H242ZM246 90H247V88H246ZM255 90V89H254ZM71 91V90H70ZM85 91V90H84ZM90 91V90H89ZM95 91H99V89L98 90H96L95 89ZM137 91V90H136ZM197 91H199V90H197ZM251 91H252V88H251ZM32 92V91H31ZM105 92V91H104ZM103 92V93H104ZM178 92H180V90L178 91ZM202 92H203V90H202ZM253 92V91H252ZM261 92V91H260ZM264 92V91H263ZM9 93V92H8ZM86 93V92H85ZM84 93V94H85ZM93 93V92H92ZM102 93V92H101ZM182 93H183V91H182ZM181 93V94H182ZM206 93V92H205ZM205 93L202 95V96H207V95H205ZM220 93V92H219ZM254 93V92H253ZM10 94V93H9ZM78 94V93H77ZM100 94V93H99ZM142 94V93H141ZM145 94V93H144ZM33 95V94H32ZM45 95V94H44ZM72 95V94H71ZM101 95V94H100ZM222 95H224V94H222ZM260 95V94H259ZM2 96V95H1ZM11 96H13V95H11ZM106 96V95H105ZM211 96V95H210ZM209 96V97H210ZM213 96V95H212ZM211 96V97H212ZM216 96V95H215ZM249 96V95H248ZM251 96V95H250ZM257 96V95H256ZM3 97V96H2ZM76 97V96H75ZM208 97V96H207ZM209 97H208V99H209ZM1 98V97H0ZM182 98V97H181ZM187 98V97H186ZM185 98V99H186ZM194 98V97H193ZM197 98V97H196ZM213 98H214V96H213ZM257 98V97H256ZM6 99V98H5ZM4 99V100H5ZM47 99V98H46ZM170 99V100H169ZM207 99V98H206ZM215 99V98H214ZM253 99V98H252ZM69 100V99H68ZM108 100V99H107ZM251 100V99H250ZM257 100V99H256ZM255 100V101H256ZM64 101V100H63ZM109 101V100H108ZM174 101V100H173ZM186 101V100H185ZM185 101H183L184 102V104H185ZM196 101H197V99H196ZM177 102V101H176ZM183 102H182V104H183ZM200 102V101H199ZM198 102V103H199ZM208 102H210V101H208ZM252 102V101H251ZM250 102V103H251ZM16 103V102H15ZM50 103V102H49ZM65 103V102H64ZM170 103V102H169ZM190 103V102H189ZM242 103V102H241ZM240 103V104H241ZM25 104H27V107H25L26 105ZM194 104V103H193ZM196 104V103H195ZM112 105V107H114ZM180 105V104H179ZM186 105V104H185ZM187 105H189V104H187ZM199 105V104H198ZM203 105V104H202ZM228 105V106H229ZM255 105V104H254ZM263 105V104H262ZM11 106V105H10ZM9 106V107H10ZM126 106V105H125ZM171 106V105H170ZM195 106V105H194ZM193 105L191 106V107H194ZM201 106V105H200ZM205 106V105H204ZM206 106H207V104H206ZM29 107V108H28ZM114 107V108H115ZM123 107V106H122ZM188 107V106H187ZM189 107H190V105H189ZM212 107H214V106H212ZM221 107H223V106H220L219 108H221ZM237 105H236V109H237ZM249 107L250 106H248V107H242V112H236L237 113V115H235L236 116V118L237 119H233V122H230V124H229V127L227 128V129H225V128H223L224 127V125H223V127H221V128H219V131H218V133H217V131H215L217 134V136H215V137H217V139H215V141H216V144H217V148H219L218 147V145H221V144H223V145H225V147H227L226 149L228 150V151H230V152H234V153H236L237 152V150H238V148L239 147H241L240 146V141H241V139L244 137V135H248V138H250V139H252V141L254 140V141H257V140H259L260 139V135L262 134V125L261 124H259L258 123V121H256V122H253V121H248V123L250 122V124L247 126V129H243V127H235V125H237V123L239 122V121H241V122H243V123H245L244 121H247L249 118L248 117H250V115H248V113L249 114H252V113H254V111L252 112V113H250L251 111L249 110ZM263 107V106H262ZM26 108H28L29 109V111L26 109ZM111 108V107H110ZM126 108V107H125ZM171 108V107H170ZM169 108V109H170ZM184 108V107H183ZM201 108V107H200ZM205 109V107H202V109ZM207 108H211V107H207ZM232 108V107H231ZM255 108V107H254ZM113 109V108H112ZM127 109V110H128ZM174 108H172V110H173ZM182 109V108H181ZM185 109H187V108H185ZM189 109V108H188ZM194 109L195 108H193V111H194ZM197 109V108H196ZM235 109V108H234ZM252 109V108H251ZM256 109V108H255ZM255 109H253V110H255ZM44 110H45V112H44ZM126 110V109H125ZM179 110V109H178ZM191 110V109H190ZM189 110V112H191ZM199 110V109H198ZM233 110V109H232ZM238 110V109H237ZM236 110V111H237ZM241 110V109H240ZM2 111V110H1ZM4 111H6V108H5V110ZM10 111V110H9ZM113 111V110H112ZM129 111V110H128ZM208 111V110H207ZM210 111H212V110H210ZM209 111V112H210ZM228 111V110H227ZM229 111H231V110H229ZM229 111H228V113H229ZM234 111V110H233ZM173 112V111H172ZM198 112V111H197ZM218 112H220V111H218ZM259 112V111H258ZM8 113V112H7ZM6 113V114H7ZM126 113H127V111H126ZM202 113V112H201ZM203 113H204V111H203ZM211 113V112H210ZM233 113V112H232ZM231 113V114H232ZM9 114V113H8ZM129 114V113H128ZM174 114V113H173ZM182 114V113H181ZM191 114V113H190ZM197 114H199V113H197ZM206 114V113H205ZM204 114V115H205ZM217 114V113H216ZM224 114V113H223ZM255 114H257V113H255ZM263 114V113H262ZM0 115L2 116V114L0 113ZM5 115V114H4ZM14 115V114H13ZM16 115H18V114H16ZM183 115H186V114H183ZM188 115V114H187ZM207 116L209 115V114H206ZM205 115V116H206ZM213 115V114H212ZM217 115H219V114H217ZM253 115V114H252ZM8 116V115H7ZM129 116H130V114H129ZM192 116V115H191ZM206 116V117H207ZM228 116V115H227ZM5 117H6V115H5ZM4 117V118H5ZM9 117V116H8ZM13 117V116H12ZM127 117V116H126ZM170 117H171V114H170ZM172 117H173V115H172ZM171 117V118H172ZM187 117V116H186ZM189 117V116H188ZM193 117V116H192ZM191 117V118H192ZM194 117L198 120V118H203L202 116H197V115H194ZM219 117V116H218ZM128 118V117H127ZM168 118V117H167ZM190 118V119H191ZM208 118H210V115L208 116ZM211 118H213V117H211ZM227 118V117H226ZM232 118V117H231ZM230 118V119H231ZM235 118V117H234ZM10 119H12L11 117H10ZM17 119H19V118H17ZM17 119H15V121H17ZM189 119V118H188ZM205 119V118H204ZM203 119V120H204ZM215 119V118H214ZM213 119V120H214ZM223 119H224V117H223ZM2 120H3V118H2ZM6 120V119H5ZM20 120V119H19ZM130 120V119H129ZM172 120V119H171ZM176 120H177V118H176ZM176 120H175V122H176ZM180 120V119H179ZM183 120V119H182ZM182 120H180V121H182ZM201 120V119H200ZM220 121H222L221 119H219ZM218 120V121H219ZM9 121H12V120H9ZM21 121V120H20ZM169 121V120H168ZM178 121V120H177ZM219 121V122H220ZM228 121V120H227ZM231 121V120H230ZM6 122V121H5ZM24 123H25V121H23ZM27 122V121H26ZM188 122V121H187ZM195 122H196V120H195ZM195 122H194V124H195ZM215 122V121H214ZM213 122V123H214ZM222 122H224V121H222ZM222 122H221V124H222ZM229 122V121H228ZM14 123V122H13ZM27 123V124H28ZM136 123V122H135ZM202 123H204V121H202ZM207 123V122H206ZM209 124L210 123H212V121L211 122H208ZM207 123V124H208ZM226 123V122H225ZM225 123H223V124H225ZM32 124V125H33ZM109 124V123H108ZM163 124H165V123H163ZM169 124V123H168ZM176 124V123H175ZM185 124V123H184ZM184 124H182V125H184ZM216 124V123H215ZM214 124V125H215ZM218 124V123H217ZM6 125H7V122H6ZM9 125H10V123H9ZM8 125V126H9ZM13 125H16V124H13ZM123 125H124V122H123ZM171 126H173L172 124H170ZM182 125H180V127L182 126ZM198 125V124H197ZM24 126V125H23ZM164 126V125H163ZM177 126V125H176ZM192 126V125H191ZM211 126V125H210ZM222 126V125H221ZM228 126V125H227ZM1 127V126H0ZM4 127H6V126H4ZM4 127H2V128H4ZM10 127H12V126H10ZM9 127V128H10ZM15 127V126H14ZM33 127V126H32ZM35 127V126H34ZM178 127V126H177ZM218 127H220L219 126V124H218ZM235 127V128H234ZM13 128V127H12ZM19 128V127H18ZM26 128H27V126H26ZM40 128V129H41ZM187 129H188V127H186ZM11 129V128H10ZM28 129H29V126H28ZM28 129H26L27 131H28ZM54 129V128H53ZM58 129L56 130V131H58ZM194 129V128H193ZM215 129V128H214ZM2 130V129H1ZM0 130V131H1ZM21 130V129H20ZM19 130V131H20ZM25 130V129H24ZM31 130V129H30ZM29 130V131H30ZM38 130V129H37ZM161 130H163V129H161ZM167 130V129H166ZM173 130V129H172ZM189 130V129H188ZM213 130V129H212ZM212 130H211V132H212ZM18 131V132H19ZM28 131V132H29ZM31 131H33V130H31ZM30 131V132H31ZM50 131V130H49ZM53 131V132H52ZM51 132L54 134L55 132H54V130H52ZM175 131V130H174ZM208 131V130H207ZM214 131V130H213ZM2 132H4V130L2 131ZM13 132V131H12ZM21 132H24L23 130L21 131ZM35 132V131H34ZM38 132V131H37ZM107 132V131H106ZM113 132V131H112ZM160 132V131H159ZM16 133V132H15ZM36 133V132H35ZM40 133V132H39ZM84 133V132H83ZM162 133H163V131H162ZM169 133V132H168ZM186 133V132H185ZM206 133V132H205ZM24 134V133H23ZM25 134H26V132H25ZM30 134H32V133H30ZM44 134V133H43ZM43 134H41V135H43ZM46 134V133H45ZM122 134V133H121ZM169 134H172L171 132L169 133ZM207 134H209V133H207ZM5 135V134H4ZM19 135H20V133H19ZM26 135H28V134H26ZM40 136V134H35V136ZM61 135V134H60ZM149 135V134H148ZM151 135V134H150ZM153 135V134H152ZM161 135H163V134H161ZM197 135H199V134H197ZM196 135V136H197ZM214 135H215V133H214ZM1 136V135H0ZM3 136V135H2ZM7 136V135H6ZM12 136V135H11ZM23 136V135H22ZM33 136V135H32ZM51 136V135H50ZM63 136H65V135H63ZM62 136V137H63ZM67 136V135H66ZM88 136V135H87ZM147 136V135H146ZM165 136V135H164ZM27 136H25V137H23V138H26ZM41 137V136H40ZM39 137V139H41ZM46 137H48V134H46ZM46 137H44V138H46ZM170 137V136H169ZM176 137V136H175ZM187 137V136H186ZM210 137V136H209ZM212 137V136H211ZM12 138H14V137H12ZM22 138V139H23ZM52 138H53V136H52ZM61 138V137H60ZM88 138V137H87ZM86 138V139H87ZM91 139V141H94V138L93 137H90ZM156 138H157V136H156ZM166 138H167V136H166ZM204 138V137H203ZM247 138V139H248ZM3 139V138H2ZM16 139V138H15ZM46 139H48V138H46ZM50 139V138H49ZM63 139V138H62ZM62 139H60V140H62ZM72 139V138H71ZM71 139H70V141H71ZM213 139V138H212ZM7 140V139H6ZM17 140V139H16ZM43 140V139H42ZM51 140V139H50ZM50 140H48V141H50ZM114 140V141H115ZM142 140V141H143ZM181 140V139H180ZM214 140V139H213ZM213 140H211V141H213ZM11 141V140H10ZM21 141V140H20ZM23 141V140H22ZM40 141V140H39ZM89 141V140H88ZM156 141V140H155ZM208 141H209V139H208ZM207 141V142H208ZM254 141H253V143H254ZM5 142H7V141H5ZM17 142H18V140H17ZM69 142V141H68ZM103 142H106V141H103ZM113 142V141H112ZM144 142V141H143ZM159 142V141H158ZM206 142V141H205ZM250 142V141H249ZM8 143H10V142H8ZM20 143V142H19ZM25 143V141L23 142V144ZM39 143H41V142H39ZM76 143V142H75ZM96 143V142H95ZM147 143V142H146ZM145 143V144H146ZM190 143V142H189ZM193 143V142H192ZM202 143V142H201ZM215 143V142H214ZM1 144V143H0ZM4 144V143H3ZM7 144V143H6ZM13 144V143H12ZM21 144V143H20ZM23 144H21V146L23 145ZM30 144V143H29ZM49 144H51V143H49ZM56 144V143H55ZM87 144H89V143H87ZM114 143H112V145H113ZM138 144V143H137ZM137 144H135V145H137ZM154 144V143H153ZM185 144V143H184ZM193 144H195V143H193ZM198 144H200L199 142H198ZM8 145H10V144H8ZM17 145V144H16ZM26 145V144H25ZM24 145V146H25ZM31 145H33V148H34V140H33V143L31 144ZM83 146L84 145H86V144H82ZM103 145V144H102ZM112 145H110L109 147H111ZM115 145V144H114ZM119 145H120V148H119ZM132 145H134V144H132ZM150 145V144H149ZM161 145V144H160ZM174 145V144H173ZM176 145H178L177 143H176ZM187 145V144H186ZM203 145V144H202ZM212 145V144H211ZM12 146V145H11ZM36 146V145H35ZM37 146H39V148L37 147ZM36 147H37V149H42V147H40V145H37ZM52 146V145H51ZM50 146V147H51ZM100 146H101V144H100ZM152 146H154V145H151V147ZM185 146V145H184ZM187 146H189V145H187ZM198 146V145H197ZM204 146V145H203ZM207 146V145H206ZM206 146H204L203 148L204 149H207L206 148ZM209 146V145H208ZM213 146V145H212ZM8 147V146H7ZM32 147V146H31ZM89 147V146H88ZM88 147H86L87 149H89ZM92 147H94L93 145H92ZM99 147V146H98ZM141 147V146H140ZM143 147H144V145H143ZM148 147V146H147ZM150 147V146H149ZM172 147V146H171ZM183 147V146H182ZM195 147V146H194ZM214 147H216V146H214ZM24 148V147H23ZM32 148V149H33ZM90 148H91V144H90ZM104 148H106V145H105V147ZM112 148V147H111ZM145 148V147H144ZM188 148V147H187ZM189 148H190V146H189ZM197 148V147H196ZM195 148V149H196ZM221 148V147H220ZM15 149V148H14ZM21 149V148H20ZM27 149V148H26ZM36 149V148H35ZM36 149V150H37ZM46 149V148H45ZM55 149V148H54ZM54 149H53V151H54ZM108 149V148H107ZM110 149V148H109ZM120 149V150H119ZM133 149V148H132ZM142 149V148H141ZM150 149V148H149ZM155 149V148H154ZM184 149V148H183ZM198 149V148H197ZM197 149H196V151H197ZM200 149H202V147L200 148ZM203 149V150H204ZM209 149V148H208ZM262 149V148H261ZM1 150V149H0ZM3 150V149H2ZM25 150V149H24ZM95 151L94 152H96L97 153V151H98V149H97V151H96V149H94ZM131 150V149H130ZM133 150H136V149H133ZM137 150H139V149H137ZM144 150V149H143ZM153 150V149H152ZM164 150V149H163ZM165 150H167V149H165ZM182 150V149H181ZM202 150V151H203ZM217 150V149H216ZM221 150V149H220ZM251 150H253V149H251ZM262 150H264V149H262ZM261 150V151H262ZM18 151V150H17ZM34 151V150H33ZM40 151H42V150H40ZM44 151V150H43ZM51 151V150H50ZM61 151V150H60ZM82 151V150H81ZM83 151H84V149H83ZM148 151V150H147ZM179 151V150H178ZM209 151V153H211L210 152V150H208ZM212 151V150H211ZM213 151H214V148H213ZM3 152V151H2ZM11 152V151H10ZM31 152H32V150H31ZM36 152V151H35ZM39 151H37V153H38ZM47 153H48V151H46ZM112 152H114V150L112 151ZM145 152V151H144ZM218 152V151H217ZM9 153V152H8ZM33 153V152H32ZM50 153V152H49ZM58 153V152H57ZM56 153V154H57ZM93 153V152H92ZM95 153V154H96ZM100 153V152H99ZM103 153V152H102ZM101 153V154H102ZM129 153V152H128ZM168 153V152H167ZM170 153V152H169ZM174 153V152H173ZM208 152H207V154H209ZM221 152H219V154H220ZM251 153H253V151L251 152ZM261 153V152H260ZM3 154V153H2ZM16 154V153H15ZM45 154V153H44ZM67 154H68V152H67ZM113 154V153H112ZM136 154V153H135ZM143 154V152L141 151V152H139V155H142ZM165 154V153H164ZM196 154V153H195ZM222 154V153H221ZM255 154V153H254ZM264 154V153H263ZM11 155V154H10ZM13 155V154H12ZM17 155V154H16ZM42 155V157L41 158H43V154H41ZM55 155V154H54ZM73 155V154H72ZM77 155V154H76ZM81 155V154H80ZM93 155V154H92ZM117 155V154H116ZM128 157H130V153H129V155L128 154H126ZM126 155H124L125 157H126ZM137 155V154H136ZM171 155V154H170ZM184 155V154H183ZM203 155V154H202ZM202 155H201V157H202ZM218 155V154H217ZM235 155V154H234ZM261 155V154H260ZM8 156V155H7ZM46 156V155H45ZM60 156H61V154H60ZM106 156H108V155H106ZM113 156V155H112ZM114 156H115V153H114ZM133 156H134V154H133ZM145 156V155H144ZM168 156V155H167ZM199 156V155H198ZM205 156H208V155H205ZM212 156V155H211ZM223 155H221V157H222ZM237 156V155H236ZM240 156V155H239ZM249 156V155H248ZM247 156V157H248ZM4 157H5V155H4ZM21 157V156H20ZM24 157V156H23ZM64 157V156H63ZM103 157V156H102ZM122 158H123V156H121ZM141 157H143V156H141ZM215 157H217V156H215ZM224 157V156H223ZM3 158V157H2ZM1 158V159H2ZM22 158V157H21ZM35 158V157H34ZM33 158V159H34ZM40 158V159H41ZM50 158V157H49ZM56 158V157H55ZM67 158V157H66ZM111 158V157H110ZM114 158V157H113ZM144 158V157H143ZM147 158V157H146ZM148 158H150V156L148 157ZM175 158V157H174ZM191 158V157H190ZM211 158H213V157H211ZM230 158V157H229ZM237 158V157H236ZM240 158V157H239ZM243 158V157H242ZM246 158V157H245ZM255 158H258V157H255ZM4 159V158H3ZM17 159H19V158H17ZM31 159V158H30ZM112 159V158H111ZM169 159V158H168ZM214 159V158H213ZM224 158H222V160H223ZM254 159V158H253ZM15 160H16V158H15ZM29 160V159H28ZM35 160V159H34ZM39 160V159H38ZM45 160V159H44ZM63 160H65V159H63ZM74 160V159H73ZM116 160H118V159H116ZM131 160H134V159H132L131 158ZM172 160H173V158H172ZM180 160V159H179ZM222 160H220V161H222ZM225 160V159H224ZM227 160V159H226ZM236 160H238V159H236ZM248 160H251V162H252V159H247V161L246 162H248ZM19 161V160H18ZM31 161V160H30ZM51 161V160H50ZM50 161L48 162V163H50ZM54 161H55V159H54ZM57 161V160H56ZM60 161V160H59ZM62 161V160H61ZM61 161L59 162V163H61ZM90 161H92V160H90ZM111 161V160H110ZM135 161V160H134ZM134 161H133V164H134ZM174 161V160H173ZM204 161H205V159H202V164L204 163ZM207 161V160H206ZM205 161V162H206ZM231 161H232V159H230V162H229V159H228V163L227 164H230L231 163ZM233 161H234V159H233ZM258 161V160H257ZM3 162V161H2ZM5 163H6V161H4ZM16 162V161H15ZM25 162H27V160L25 161ZM24 162V163H25ZM32 162V161H31ZM87 162V161H86ZM107 162V161H106ZM115 162H117V161H115ZM119 162H120V159H119ZM135 162H137V161H135ZM138 162H140V161H138ZM145 162H146V159H145ZM211 162V161H210ZM212 162H214V160L212 161ZM236 162V161H235ZM234 162V163H235ZM238 162V161H237ZM256 162V161H255ZM254 162V163H255ZM259 162V161H258ZM19 163H21V162H18V164ZM40 163V162H39ZM46 163V162H45ZM65 163V162H64ZM63 163V164H64ZM69 163V162H68ZM75 163H76V161H75ZM85 163V162H84ZM112 163V162H111ZM118 163V162H117ZM130 163V162H129ZM208 163V165H209V162H207ZM217 163V162H216ZM219 163H221V162H219ZM243 163H245L244 161H243ZM242 163V164H243ZM17 164V165H18ZM32 164V163H31ZM62 164V165H63ZM113 164V163H112ZM116 163H114V165H115ZM119 164H121V168H122V163L120 162ZM131 164H132V162H131ZM138 164V163H137ZM137 164H136V166H137ZM149 164V163H148ZM205 164V163H204ZM215 164V163H214ZM224 164H225V162H224ZM248 164V163H247ZM251 164V163H250ZM257 164V163H256ZM2 165V164H1ZM0 165V166H1ZM5 165V164H4ZM22 165V164H21ZM51 166H52V164H50ZM58 165V164H57ZM57 165H55L56 167H54V168H57ZM68 165V164H67ZM125 165H126V163H125ZM177 165V164H176ZM205 165H207V164H205ZM215 165H217V164H215ZM233 165V164H232ZM251 165H253V164H251ZM250 165V166H251ZM257 165H261V164H257ZM10 166V165H9ZM24 166V165H23ZM32 166H33V164H32ZM43 166H44V164H43ZM50 166V167H51ZM113 166V165H112ZM115 166H118V165H115ZM115 166H113V167H115ZM144 166V165H143ZM152 166V165H151ZM175 166V165H174ZM3 167H5L6 168V165L5 166H3ZM30 167H31V165H30ZM53 167V166H52ZM70 167V166H69ZM126 167H127V165H126ZM216 167V166H215ZM238 167V166H237ZM248 167V166H247ZM246 167V168H247ZM259 167V166H258ZM262 167V166H261ZM260 167V168H261ZM1 168V167H0ZM8 168V167H7ZM11 168V167H10ZM10 168H8V169H10ZM19 168H20V166H19ZM24 168V167H23ZM23 168H22V170H23ZM29 168V167H28ZM73 168V167H72ZM117 167H115L114 169L117 171V169H116ZM135 168H137V167H135ZM156 168V167H155ZM182 168H183V166H182ZM211 168V167H210ZM249 168V167H248ZM263 168V167H262ZM261 168V169H262ZM7 169V170H8ZM11 169H14V168H11ZM34 169H36L35 167H34ZM89 169V168H88ZM129 169V168H128ZM146 169V168H145ZM179 169V168H178ZM207 169H209V168H207ZM15 170V169H14ZM18 170V169H17ZM21 170V169H20ZM28 169H26V171H27ZM50 170V169H49ZM54 170V169H53ZM58 170V169H57ZM66 170V169H65ZM97 170V169H96ZM130 170V169H129ZM136 170V169H135ZM143 170H144V168H143ZM152 170V169H151ZM186 170V169H185ZM212 170V169H211ZM252 170H254V166H253V169ZM264 170V169H263ZM25 171V172H26ZM73 171V170H72ZM86 171V170H85ZM154 171V170H153ZM178 171H180V170H178ZM260 171H262V170H260ZM1 172V171H0ZM2 172H4V171H2ZM1 172V173H2ZM5 172H7V171H5ZM10 172H12V171H10ZM9 172V173H10ZM16 172V171H15ZM18 172V171H17ZM45 172V171H44ZM55 172V171H54ZM64 172V171H63ZM88 172V171H87ZM135 172V171H134ZM139 172V171H138ZM205 171L204 170H201V173H204ZM210 172V171H209ZM252 172V171H251ZM22 173V172H21ZM30 173V172H29ZM31 173H32V171H31ZM49 173H50V171H49ZM77 173V172H76ZM79 173V172H78ZM94 173V172H93ZM124 173V172H123ZM137 173V172H136ZM144 173V175H145V171L143 172ZM224 173V172H223ZM14 174V173H13ZM65 174V173H64ZM63 174V175H64ZM132 174V173H131ZM134 174V173H133ZM5 175H8V174H5ZM30 175V174H29ZM32 175V174H31ZM52 175V174H51ZM57 175V174H56ZM100 175V174H99ZM98 175V176H99ZM113 175V174H112ZM116 175H117V173H116ZM139 175H142L143 176V174L141 173V174H139ZM2 176V175H1ZM53 176V175H52ZM69 177H70V175H68ZM76 176V175H75ZM93 176V175H92ZM122 176V175H121ZM135 176V175H134ZM133 176V177H134ZM137 176V175H136ZM141 176V177H142ZM207 176V175H206ZM9 177H12V176H9ZM100 177V176H99ZM98 177V178H99ZM114 177H115V174H114ZM131 177V176H130ZM132 177V178H133ZM184 177V176H183ZM182 177V178H183ZM204 177V176H203ZM208 177V176H207ZM262 177H264V176H262ZM3 178H5V177H3ZM28 178H29V176H28ZM31 178V177H30ZM37 178V177H36ZM52 178V177H51ZM129 178V177H128ZM139 178V177H138ZM143 179L145 178V177H142ZM222 178V177H221ZM8 180H9V178H7ZM26 179V178H25ZM59 179V178H58ZM71 179V178H70ZM86 179V178H85ZM110 179V178H109ZM218 179V178H217ZM253 179L255 180V178L253 177ZM258 179V178H257ZM13 180V179H12ZM38 180H39V176H38ZM43 180V179H42ZM47 180V179H46ZM88 180V179H87ZM95 180V179H94ZM146 180V179H145ZM144 180V181H145ZM193 180V179H192ZM213 180V179H212ZM1 181V180H0ZM15 181V180H14ZM16 181H18V180H16ZM28 182H29V180H27ZM33 181V180H32ZM41 181V180H40ZM91 181V180H90ZM116 181V180H115ZM31 182V181H30ZM46 182V181H45ZM82 182H84L85 183V181H82ZM119 182L120 181H118V184H119ZM134 182H136L135 180H134ZM133 181H132V183H134ZM141 182V181H140ZM139 182V183H140ZM189 182V181H188ZM1 183V182H0ZM25 183V182H24ZM35 183V182H34ZM47 183H48V181H47ZM65 183V182H64ZM67 183V182H66ZM66 183L65 184H63V185H66ZM93 183V182H92ZM100 183V182H99ZM138 182H137V184H139ZM143 183V182H142ZM179 183V182H178ZM190 183V182H189ZM8 184H9V182H8ZM7 184V185H8ZM38 184H41V183H39V181H38ZM57 184V183H56ZM96 184V183H95ZM148 184V183H147ZM183 184V183H182ZM256 184V183H255ZM258 184V183H257ZM260 184V183H259ZM10 185V184H9ZM11 185H12V183H11ZM13 185H15V184H13ZM30 185H31V183H30ZM36 185H37V183H36ZM45 185V184H44ZM53 185V184H52ZM51 185V186H52ZM63 185H61V187L60 188H63L62 186ZM72 185V184H71ZM87 185V184H86ZM90 185V184H89ZM23 186V185H22ZM25 186V185H24ZM50 186V187H51ZM55 186V185H54ZM58 186H60V185H58ZM67 186V185H66ZM68 186H70V185H68ZM116 186V185H115ZM147 186H149V185H147ZM152 186V185H151ZM153 186H156V185H153ZM183 186H185V185H183ZM246 186V185H245ZM253 186V185H252ZM251 186V187H252ZM257 186V185H256ZM9 187V186H8ZM7 187V188H8ZM18 187V186H17ZM21 187V186H20ZM33 187V186H32ZM36 187H38V186H36ZM41 187H43V185L41 186ZM49 187V186H48ZM47 187V188H48ZM49 187V188H50ZM56 187H57V185H56ZM65 187V186H64ZM72 187H73V185H72ZM122 187V186H121ZM121 187H120V190H121ZM159 187V186H158ZM157 187V188H158ZM255 187V186H254ZM258 187V186H257ZM264 187V186H263ZM11 188H12V186H11ZM13 188H15V187H13ZM46 188V189H47ZM74 188V187H73ZM72 188V189H73ZM92 188V187H91ZM94 188V187H93ZM101 188V187H100ZM132 188V187H131ZM147 188V187H146ZM145 188V189H146ZM149 188V187H148ZM185 188V187H184ZM246 188V187H245ZM244 188V189H245ZM16 189V188H15ZM24 189V188H23ZM56 189V188H55ZM66 189H67V187H66ZM75 189V188H74ZM73 189V190H74ZM82 189V188H81ZM124 189V188H123ZM141 189V188H140ZM151 189V188H150ZM244 189H242V190H244ZM255 189V188H254ZM2 190V189H1ZM13 190V189H12ZM76 190V189H75ZM133 190V189H132ZM154 190L155 189H151V191H153L154 192ZM208 190V189H207ZM262 190V189H261ZM260 190V191H261ZM4 191V190H3ZM45 191V190H44ZM48 191V190H47ZM51 191V190H50ZM49 191V192H50ZM68 191V190H67ZM78 192H79V189L77 190ZM113 191V190H112ZM136 191V190H135ZM141 191V190H140ZM198 191V190H197ZM239 191V190H238ZM238 191H236L237 193H238ZM241 191V190H240ZM262 191H264V189L262 190ZM58 192V191H57ZM81 192V191H80ZM98 192V191H97ZM116 192V191H115ZM161 192H162V190H161ZM187 192V191H186ZM203 192H205V191H203ZM235 192V194H237ZM242 192V191H241ZM4 193H6V192H4ZM15 193V192H14ZM26 193V192H25ZM43 192H41V194H42ZM45 193H46V191H45ZM54 193V192H53ZM61 193V192H60ZM73 193V192H72ZM94 193V192H93ZM107 193V192H106ZM114 193V192H113ZM137 193V192H136ZM141 193H144V192H141ZM163 193V192H162ZM208 193V192H207ZM217 193H218V191H217ZM240 193V192H239ZM244 193V192H243ZM31 194H33V193H31ZM48 194V193H47ZM46 194V196L48 197V195L50 194H48L47 195ZM64 194V193H63ZM71 194V193H70ZM84 194V193H83ZM117 194H119V193H117ZM145 194V193H144ZM149 194H151L150 192H149ZM159 194H160V192H159ZM246 194H247V192H246ZM12 195V194H11ZM10 195V196H11ZM22 195V194H21ZM45 195V194H44ZM89 195V194H88ZM92 194L90 193V196H91ZM123 195V194H122ZM134 195H135V192H134ZM137 196H138V194H136ZM143 195V194H142ZM161 195V194H160ZM214 195V194H213ZM18 196V195H17ZM30 196V195H29ZM34 196V198H35V196L36 195H33ZM39 196V195H38ZM37 196V197H38ZM73 196H74V194H73ZM84 196H86V194L84 195ZM113 196V195H112ZM148 196V195H147ZM158 196V195H157ZM163 196V195H162ZM186 196V195H185ZM240 196V195H239ZM246 196V195H245ZM249 196V195H248ZM7 197H9V196H7ZM13 197V196H12ZM19 197V196H18ZM22 197V196H21ZM49 197H50V195H49ZM93 196H91V198H92ZM145 197V196H144ZM163 197H165V196H163ZM187 197V196H186ZM190 197V196H189ZM259 197H260V195H259ZM3 198V197H2ZM31 198V197H30ZM33 198V197H32ZM33 198V199H34ZM55 198H57V197H55ZM59 198V197H58ZM57 198V199H58ZM74 198V197H73ZM86 198V197H85ZM85 198H83V199H85ZM98 198H100V197H98ZM108 198V197H107ZM107 198H105V199H107ZM111 198V197H110ZM115 198V197H114ZM120 198V197H119ZM184 199H185V197H183ZM258 198V197H257ZM257 198H256V200H257ZM5 199H9V198H4L3 200H5ZM44 199H46V198H44ZM56 199V200H57ZM113 198H111V200H112ZM125 199V198H124ZM144 199V198H143ZM193 199V198H192ZM227 199V198H226ZM251 199V198H250ZM253 199V198H252ZM251 199V200H252ZM3 200H2V203H3ZM62 200H64V199H62ZM71 200V199H70ZM104 200V199H103ZM102 200V201H103ZM108 200V199H107ZM110 200V199H109ZM186 200V199H185ZM229 200V199H228ZM238 200V199H237ZM236 200V201H237ZM240 200V199H239ZM238 200V201H239ZM243 200V199H242ZM241 200V201H242ZM245 200V199H244ZM255 200V199H254ZM27 201V200H26ZM30 201V200H29ZM36 201V200H35ZM45 201V200H44ZM46 201L48 202V200L46 199ZM52 201H53V197H52ZM55 201V200H54ZM75 201H76V199H75ZM94 200L92 199V202H93ZM105 201V200H104ZM121 201V200H120ZM124 201V200H123ZM190 201V200H189ZM194 201V200H193ZM10 202V201H9ZM32 202H33V200H32ZM86 202V201H85ZM88 202H89V200H88ZM100 202V201H99ZM109 202H111V201H109ZM122 202V201H121ZM125 202V201H124ZM195 202V201H194ZM193 202V203H194ZM40 203V202H39ZM38 203V204H39ZM43 203V202H42ZM52 203V202H51ZM55 203V202H54ZM91 203V202H90ZM107 203V202H106ZM113 203V202H112ZM114 203H117V202H114ZM17 204V203H16ZM19 204V203H18ZM92 204V203H91ZM103 205H105L104 203H102ZM20 205V204H19ZM41 205V204H40ZM39 205V206H40ZM75 205H76V203H75ZM107 205V204H106ZM109 205H111L110 203H109ZM244 205V204H243ZM257 205V204H256ZM18 206V205H17ZM26 206H28V204L26 205ZM33 206V205H32ZM35 206H37L38 207V205L36 204ZM212 206V205H211ZM230 206V205H229ZM237 206H239L240 207V205H238V203H237ZM258 206V205H257ZM260 206H261V202H260ZM5 207V206H4ZM9 207V205H7V208ZM14 207V206H13ZM12 207V208H13ZM22 207V206H21ZM24 207H25V205H24ZM24 207H22V209H20V210H22L23 211V208ZM6 208V209H7ZM31 208V207H30ZM106 208V207H105ZM242 208V207H241ZM246 208V207H245ZM253 208V207H252ZM9 209V208H8ZM14 209V208H13ZM29 209V208H28ZM32 209V208H31ZM36 209V208H35ZM55 209V208H54ZM86 209V208H85ZM248 209L250 210V208H249V206H248ZM259 209H261L260 207H259ZM25 210V209H24ZM30 210V209H29ZM34 210V209H33ZM254 210V209H253ZM1 211V210H0ZM22 211L20 212L21 214H23L22 213ZM31 211V210H30ZM239 211V210H238ZM255 211V210H254ZM29 212V211H28ZM19 213V212H18ZM24 213H26V210H25V212ZM81 218V217H80ZM224 222V221H223ZM97 224V223H96ZM204 224V223H203ZM68 226V225H67ZM126 226V225H125ZM188 227V226H187ZM199 227V226H198ZM59 228V227H58ZM87 228V227H86ZM85 228V229H86ZM92 228V227H91ZM90 228V229H91ZM116 228V227H115ZM123 228V227H122ZM125 228V227H124ZM83 229V228H82ZM88 229V228H87ZM198 229V228H197ZM116 230V229H115ZM55 231V230H54ZM86 231V230H85ZM104 231V230H103ZM102 231V232H103ZM107 231V230H106ZM122 231V230H121ZM17 232V231H16ZM69 233V232H68ZM119 233V232H118ZM182 233V232H181ZM80 234V233H79ZM180 234V233H179ZM178 234V235H179ZM32 236V235H31ZM39 236V235H38ZM100 236V235H99ZM99 236H96V237H99ZM110 236V235H109ZM22 237V236H21ZM103 237V236H102ZM100 238V237H99ZM9 239V238H8ZM8 239H6V240H8ZM12 240H14L13 238H12ZM66 240V239H65ZM86 240V239H85ZM50 241V240H49ZM89 241V240H88ZM94 242L96 241V240H93ZM161 241V240H160ZM169 241V240H168ZM7 242V241H6ZM11 242V241H10ZM13 242V241H12ZM17 242V241H16ZM93 242V243H94ZM100 242V241H99ZM103 242V241H102ZM170 242V241H169ZM189 242V241H188ZM5 243V242H4ZM71 243V242H70ZM83 244V243H82ZM97 244V243H96ZM0 245H1V243H0ZM49 245H50V243H49ZM52 245H53V243H52ZM200 245V244H199ZM7 246V245H6ZM62 246V245H61ZM83 246V245H82ZM92 246V245H91ZM98 246V245H97ZM194 246V245H193ZM196 246V245H195ZM0 247H2V246H0ZM14 247V246H13ZM55 247V246H54ZM76 247V246H75ZM57 248V247H56ZM59 248V247H58ZM61 248V247H60ZM59 248V249H60ZM94 248V246L92 247V249ZM143 248H144V246H143ZM146 248V247H145ZM3 249V248H2ZM0 250V251H4V250ZM9 249V248H8ZM15 249V248H14ZM140 249V248H139ZM191 249V248H190ZM16 250V249H15ZM76 250V249H75ZM147 250V249H146ZM159 250V249H158ZM157 250V251H158ZM160 250H161V248H160ZM149 251V250H148ZM5 252H6V250H5ZM4 252V253H5ZM16 252H17V250H16ZM63 252V251H62ZM61 252V253H62ZM65 252V251H64ZM10 253V252H9ZM52 253V252H51ZM57 254H58V252H56ZM124 253V252H123ZM129 253V252H128ZM59 254H60V252H59ZM95 254V253H94ZM148 254V253H147ZM84 255V254H83ZM132 255V254H131ZM135 255V254H134ZM136 255H139V254H136ZM135 255V256H136ZM142 255H143V253H142ZM239 255H240V253H239ZM1 256V255H0ZM7 256V255H6ZM5 256V257H6ZM15 256V255H14ZM16 256H17V254H16ZM58 256V255H57ZM60 256H62L61 254H60ZM163 256V255H162ZM161 256V257H162ZM165 256V255H164ZM172 256V255H171ZM232 256V255H231ZM11 257H12V255H11ZM86 257V256H85ZM166 257V256H165ZM237 257V256H236ZM4 258V257H3ZM13 258V257H12ZM15 258V257H14ZM87 258V257H86ZM167 258H169V256L167 257ZM70 259H72V258H70ZM74 259V258H73ZM139 259V258H138ZM228 259V258H227ZM243 259V258H242ZM2 260V259H1ZM12 261H13V259H11ZM48 260H50V259H48ZM223 260V259H222ZM226 260V259H225ZM224 260V261H225ZM3 261V260H2ZM17 261V260H16ZM67 261V260H66ZM71 261H73V260H71ZM76 261V260H75ZM133 261V260H132ZM152 261V260H151ZM227 261V260H226ZM225 261V262H226ZM239 261H241V260H239ZM4 262V261H3ZM2 262V263H3ZM46 262V261H45ZM70 261H68V263H69ZM79 262V261H78ZM78 262H77V264H78ZM165 262V261H164ZM71 263V262H70ZM75 263V262H74ZM133 263V262H132ZM168 263H169V261H168ZM222 263V262H221ZM228 263H230V262H228ZM6 264V263H5ZM127 264V263H126ZM146 264H148V263H146ZM166 264V263H165Z\"/></svg>",
  "mask_w": 264,
  "mask_h": 264
}]
</instances>
